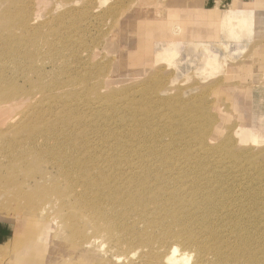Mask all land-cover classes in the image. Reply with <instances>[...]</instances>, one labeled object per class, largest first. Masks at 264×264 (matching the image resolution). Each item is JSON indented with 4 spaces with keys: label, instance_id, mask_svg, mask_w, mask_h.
<instances>
[{
    "label": "bare ground",
    "instance_id": "obj_1",
    "mask_svg": "<svg viewBox=\"0 0 264 264\" xmlns=\"http://www.w3.org/2000/svg\"><path fill=\"white\" fill-rule=\"evenodd\" d=\"M0 1V211L6 213L0 222L11 229L21 225L18 235L0 243V256L17 245L15 254L0 257V264H83L76 260L77 251H85L79 259L87 264H143L153 250L164 254L160 264H177L189 248L195 264H264V164L246 154L263 151L233 145L210 151L215 137L207 133L195 141L209 152L191 141L180 152L183 138L176 136L174 122L156 127L155 120L166 115L143 102L154 97L155 106H166L151 93L154 83L101 93L117 80L121 61L108 72L96 68L95 76L71 77L67 61L90 63L97 54L86 48L83 58L82 51L61 41L66 35L59 28L37 24L32 8L19 0ZM86 10L70 12L69 22L59 19L60 27L71 29L68 42L85 33L80 20ZM237 10L234 25L248 33L264 16V0H249ZM115 12L110 8L101 17L114 18L103 36L108 45L114 40L109 33L123 20ZM163 45L137 54L133 68L175 65L176 42ZM209 92L206 105L218 116L215 93ZM172 117L169 110L167 119ZM187 121L177 124L185 133ZM233 134L237 141H231L240 146L257 141L251 131ZM165 137L171 140L162 142ZM204 153L217 155L208 170L197 169L206 165L202 162L186 165ZM45 233L49 245L41 248ZM66 240L72 243L68 253L62 246ZM102 241L107 250L95 258ZM122 246L132 249L129 255L120 253Z\"/></svg>",
    "mask_w": 264,
    "mask_h": 264
},
{
    "label": "rangeland",
    "instance_id": "obj_2",
    "mask_svg": "<svg viewBox=\"0 0 264 264\" xmlns=\"http://www.w3.org/2000/svg\"><path fill=\"white\" fill-rule=\"evenodd\" d=\"M19 1L22 5L33 9L37 24L46 23L59 28L61 33L66 35L61 41L70 48L82 51L80 55L83 58H85L84 50L86 48L92 49L93 51L90 50L92 54H97L94 61L90 63L85 60L77 63L75 60H70L68 52L65 53V58L71 61L66 62L67 71L71 72V77L79 76L81 73L95 76L96 68H103L104 72H108V66L118 59L122 65L117 70V80H112L106 90L101 89V93H107L115 88L131 91L143 81L154 83L155 85H151V87L156 88L151 89L150 87L151 93L154 96L157 94L158 97H155V100L157 98L164 99L167 102L166 106H155L151 102L154 97L143 100V102L148 104L154 113L166 115V119L164 115L160 118L161 122L155 120L156 127L164 129L170 121L174 122L176 136L183 138L178 147L180 152H184V145L189 141L195 145V148L199 149L203 146L205 152L218 151L233 145L237 149L263 151L258 154H246L249 160L251 159L259 165L264 164V16L258 19L254 29L248 33L239 31L234 25V21H237L235 19L236 13H238L237 9L249 0ZM84 3L88 5L86 6ZM3 4L0 1V10L4 7ZM133 7L136 8V11H131ZM81 8L88 9L80 20V25L86 31L82 34V38L76 36L75 39L68 42L67 34L71 32V29L60 27L59 19L62 18L64 22H69L70 12H81L84 10ZM110 8L116 9L115 16L119 15L118 18H123L122 24L109 33L112 35L114 33L112 45L104 42L103 36L108 34L109 28L106 25L112 24L114 18L111 16V19L103 18L101 20L103 14ZM224 17L226 18L224 19ZM227 17L230 18L227 24L230 27L225 25ZM73 33L77 34V30H73ZM51 38L55 39V37ZM164 40L166 43L168 41L176 42L179 51L174 58L175 65L157 64L154 67H148L140 64L137 69L133 68V61L137 54H144L147 50L153 52L155 49L159 50L165 44ZM84 41L87 44L85 48L82 47ZM163 70H165V75L159 77V72L162 73ZM63 79L67 78L63 77ZM97 82L98 80L95 81V83ZM98 87L99 85L96 89ZM76 88L81 89L79 86ZM209 91L215 93V101L213 100L212 104L219 106L220 114L218 116L216 114L212 116L208 105H206L205 97ZM138 99L141 98L138 97ZM53 108L58 110L59 107ZM171 108L177 112L175 113ZM169 110L174 113V117L167 119ZM14 114L12 113L11 116ZM183 119L188 120L184 122L188 125L186 127L188 133L184 132L183 127L180 130L177 126L178 123L183 122ZM8 122L11 121L8 120L6 123ZM238 129L255 133L257 141L251 142L253 145L245 146L232 142L231 139L237 141V136L233 132ZM207 133L208 136L215 137L213 148L209 147V150L205 149V143L200 145L195 141L197 137L206 136ZM238 137L240 139V135ZM169 140H171L169 137H165L162 142L168 143ZM222 153L224 157L228 156L226 151ZM222 153L219 152L218 156ZM216 158V154L208 155V158L205 157V153L195 154L186 165L202 162L206 165L197 166V169L206 167L208 170L209 161ZM1 212L0 217H5L6 213ZM1 223L0 243L18 235L21 231V225H18L16 229H11L3 227L8 225L7 223ZM55 226L57 230H62L61 224L56 223ZM44 237L42 244L39 245L41 248L49 245L46 233ZM70 242L66 240L62 245L66 246L67 253L72 247ZM16 246L4 248L3 256L0 257L15 254ZM100 247L99 254H92L95 255V258L107 250L106 241H102ZM130 250L132 249H127L124 246L119 248L120 253L124 256L129 255ZM84 252L77 251L76 260L87 264L85 259H79L84 257ZM163 256L161 251L153 250L150 256L143 260V264H160ZM195 257V253L189 248L186 250L185 260L177 264H195Z\"/></svg>",
    "mask_w": 264,
    "mask_h": 264
}]
</instances>
